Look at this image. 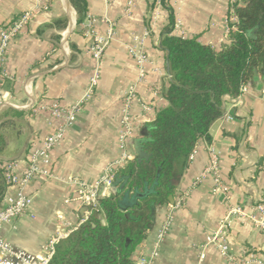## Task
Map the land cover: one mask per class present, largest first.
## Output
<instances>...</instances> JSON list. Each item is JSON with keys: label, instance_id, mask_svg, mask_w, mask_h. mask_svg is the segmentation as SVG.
<instances>
[{"label": "crops", "instance_id": "crops-1", "mask_svg": "<svg viewBox=\"0 0 264 264\" xmlns=\"http://www.w3.org/2000/svg\"><path fill=\"white\" fill-rule=\"evenodd\" d=\"M154 1L87 0L91 24L77 25L78 14L70 0H0L1 26L30 14L6 56L2 87L8 106L25 115L18 124L21 133L9 130L10 144L0 167L15 159L16 171L22 175L29 154L65 123L52 116L51 106L70 108L81 101L95 70L99 73L94 95L66 126L63 139L43 164L52 175L26 183L23 192L32 200L28 211L2 226L15 251L42 256L48 241L67 236L88 217L90 209L77 199L78 190L82 184L97 182L109 165L123 157L121 120L124 96L131 86L136 93L131 106L135 136L127 143L131 159L137 156L144 125L166 107L170 77L160 44L169 11L157 4L150 12ZM167 2L176 16L175 35L197 38L217 49L229 41L232 0ZM236 2L243 4V0ZM110 31L109 44L97 60L89 50L93 37L108 38ZM132 47L143 48L148 57L142 68L130 52ZM263 78L259 73V81L249 83L240 99L227 96L225 115L209 130L211 140L198 143L185 170L177 162L174 200L182 195L184 202L172 211L168 205L156 208L151 228L134 253L135 264L142 256L154 259L153 264H198L201 254L202 264H239L231 263L208 242L223 224L229 253L237 261L264 264V229L255 222L262 218L255 205L264 199ZM213 150L219 157L217 173L210 169ZM111 189L104 186L100 199L109 196ZM19 191L18 186H9L6 194ZM235 207L243 214L229 216Z\"/></svg>", "mask_w": 264, "mask_h": 264}, {"label": "trees", "instance_id": "trees-1", "mask_svg": "<svg viewBox=\"0 0 264 264\" xmlns=\"http://www.w3.org/2000/svg\"><path fill=\"white\" fill-rule=\"evenodd\" d=\"M70 1L77 25L87 23V0ZM167 1L150 4V12L158 3L169 11L160 46L170 84L166 107L144 125L140 146L145 157L136 156L117 170L115 176H129L125 188L90 208L88 217L58 240L49 264H135L134 253L151 228L156 208L169 205V197L176 194L177 162L185 170L198 143L211 140L209 130L225 115L227 96L237 97L242 86L254 81L255 70L264 76V0L231 4L229 41L219 49L175 35L176 16ZM24 115L13 106L0 112V162L10 144L9 130L21 133L18 124ZM7 188L0 167V208Z\"/></svg>", "mask_w": 264, "mask_h": 264}, {"label": "built area", "instance_id": "built-area-1", "mask_svg": "<svg viewBox=\"0 0 264 264\" xmlns=\"http://www.w3.org/2000/svg\"><path fill=\"white\" fill-rule=\"evenodd\" d=\"M237 3L236 0H232V4ZM160 4V3H158ZM161 5V4H160ZM30 14L25 13L15 19L7 26L0 27V112L9 104L7 100V94L4 92L2 87V82L6 77V56L11 40L18 32L19 28L23 26L29 19ZM88 23L91 24V20ZM90 26L88 25L87 33L90 34ZM112 37V31L109 32L108 38H102L99 36H94L93 41L89 47V50L92 52L93 56L100 60L109 44V39ZM130 52L139 66L142 68L144 63L148 60L146 53L143 48L132 47ZM144 75V69H141V76ZM99 73L98 69L95 70L93 76L90 78L89 87L83 99L73 105L70 108H63L58 103H55L51 106L50 112L54 118H59L64 120V124L61 125L55 132L48 135L44 139L43 146L41 148L33 150L28 157V162L26 168L22 175H19L16 171L18 161L9 160L5 162L2 166L4 169V176L6 183L9 186H18L20 191L15 195H7L3 201L2 207L0 208V264H49L50 259L52 258L55 245L60 238H52L46 244V253L42 256H32L23 252L15 251L10 243L4 238L1 229L3 224L10 222L19 216L26 213L31 205V198L23 192V187L27 182L36 178L37 176L44 175L50 177L52 174L46 171L43 168V164L49 162V155L53 148L63 139L65 135L66 126L70 123H73L79 111L82 109L83 104L88 101L95 93V89L98 83ZM248 85H244L241 88L240 94L232 98L234 100L240 99L247 91ZM136 98L135 88L131 86L124 96L123 103V112L121 123L123 125V130L120 134L119 142L121 147L124 150L123 157L107 167L105 174L95 183L92 184H82L78 190L77 199L83 204L87 205L90 208L97 207L99 205L101 189L104 186H112V183L115 179V174L119 168L125 166V164L131 159L130 154L127 151V143L130 138L135 136V121L131 115V106ZM231 98V97H230ZM193 155V154H192ZM192 158V156H191ZM210 169L215 173L219 170V157L218 154L213 150L212 151V162ZM218 181V177L215 179ZM184 202V196H178L173 204H169L170 210L181 206ZM255 210L259 212L262 216L260 219H255V222L259 225L260 228L264 229V199L257 201L255 205ZM90 212V211H89ZM243 211L240 207L231 208L229 210V216L242 215ZM168 227V222L164 225L163 229L159 234V239L161 240L166 232ZM225 224L222 225L220 231H218L213 236L209 237L208 242L215 245V247L225 256L231 263L246 264L249 261H237L234 256L229 253V246L224 235ZM155 253L154 256H156ZM204 254H201L200 262L204 259ZM154 259L147 257H140L136 264H153Z\"/></svg>", "mask_w": 264, "mask_h": 264}, {"label": "water", "instance_id": "water-1", "mask_svg": "<svg viewBox=\"0 0 264 264\" xmlns=\"http://www.w3.org/2000/svg\"><path fill=\"white\" fill-rule=\"evenodd\" d=\"M254 81H259V73L257 70H255V73H254ZM263 81H264V78H263ZM144 133H145V128H143V130H141L140 134L143 136ZM140 143H141V141L138 140L137 141L138 147L136 148V154L139 157V159H142L145 157V154L143 153V151L141 149ZM128 179H129V176H118V175H116L115 180L112 183L111 193H116L118 191L123 190L126 186ZM169 201L171 204H173L175 201L174 196L171 195L169 197Z\"/></svg>", "mask_w": 264, "mask_h": 264}]
</instances>
